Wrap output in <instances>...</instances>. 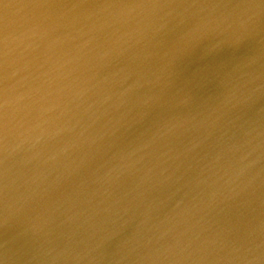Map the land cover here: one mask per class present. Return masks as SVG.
Here are the masks:
<instances>
[{"label":"water","instance_id":"obj_1","mask_svg":"<svg viewBox=\"0 0 264 264\" xmlns=\"http://www.w3.org/2000/svg\"><path fill=\"white\" fill-rule=\"evenodd\" d=\"M258 246L264 0H0V264H264Z\"/></svg>","mask_w":264,"mask_h":264},{"label":"bare ground","instance_id":"obj_2","mask_svg":"<svg viewBox=\"0 0 264 264\" xmlns=\"http://www.w3.org/2000/svg\"><path fill=\"white\" fill-rule=\"evenodd\" d=\"M154 8L155 7H150L147 11H145V13L143 14V16H144V18L146 17H150V15L154 12ZM157 8H159V9H162V10H164L165 9V7H157ZM156 16H158V15H156ZM136 24H138V25H140V27H144V26H148V25H150L151 23H147V21H141V22H138V23H136ZM143 24H144V26H143ZM158 25H160V26H158ZM152 26L154 27V29H156L155 27L157 26V28L159 29V27H161L162 26V24H158L157 22H153L152 23ZM161 31V30H160ZM250 224V223H249ZM240 226L242 227V224L240 223ZM244 227L246 228V230H242V229H240L239 230V232L237 233L238 235H239V237H240V239H241V241H242V243H246L247 242V240H248V244H249V242H250V240L252 239V238H255V239H257L258 238V235L257 234H254V233H251V230H250V225H249V227H248V225L246 224V223H244ZM50 236H52V233H47L46 235H45V237H47L46 239H44V242H46L47 240H49L51 237ZM54 240H56V238L55 237H52ZM67 239H69V237L66 235V234H62V240L64 241V240H67ZM244 243V244H245ZM250 245V244H249ZM256 250H257V252H256V255H263L264 254V249H262L261 247H256ZM1 251H2V253L4 254V255H7L6 254V252L7 251H10V249H8L7 247L6 248H3V249H1ZM15 253H16V251H13V252H11L9 255H8V257L10 258V257H12V258H10L9 259V264H18V263H15L14 262V256H18V255H22L23 254V252H21V253H19V254H17V255H15ZM251 264H255L254 262H252L251 261ZM263 264V263H262Z\"/></svg>","mask_w":264,"mask_h":264}]
</instances>
